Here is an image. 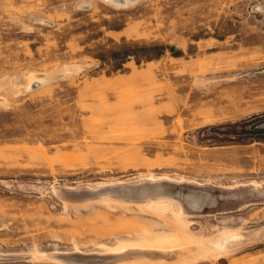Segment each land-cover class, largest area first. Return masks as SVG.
<instances>
[{"label": "rangeland", "instance_id": "obj_1", "mask_svg": "<svg viewBox=\"0 0 264 264\" xmlns=\"http://www.w3.org/2000/svg\"><path fill=\"white\" fill-rule=\"evenodd\" d=\"M0 264H264V0H0Z\"/></svg>", "mask_w": 264, "mask_h": 264}, {"label": "water", "instance_id": "obj_2", "mask_svg": "<svg viewBox=\"0 0 264 264\" xmlns=\"http://www.w3.org/2000/svg\"><path fill=\"white\" fill-rule=\"evenodd\" d=\"M119 2L124 3L123 0H119ZM165 184V185H164ZM164 186H173L172 184H168L166 182H159V183H148L145 182L141 185H115L110 187H103L102 189H98L95 191H83L81 193H72V196H91L94 194H98L101 192H109L113 194H123L127 198H146L155 195H165L170 197H177L172 189H168L171 187H164ZM136 193V194H134ZM179 198V197H178ZM189 199V200H188ZM186 201L189 203H193L194 199L188 198ZM195 204V203H193Z\"/></svg>", "mask_w": 264, "mask_h": 264}, {"label": "bare ground", "instance_id": "obj_3", "mask_svg": "<svg viewBox=\"0 0 264 264\" xmlns=\"http://www.w3.org/2000/svg\"><path fill=\"white\" fill-rule=\"evenodd\" d=\"M112 1L115 2V3H120L119 0H112ZM123 1H124V3H125V2L131 1V0H123ZM124 3H123V4H124ZM191 192H192V191H191ZM193 203H195V202H193Z\"/></svg>", "mask_w": 264, "mask_h": 264}]
</instances>
